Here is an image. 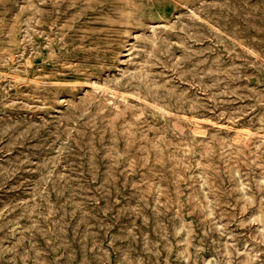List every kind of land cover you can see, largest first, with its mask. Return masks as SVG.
Instances as JSON below:
<instances>
[{
  "label": "rangeland",
  "instance_id": "374dc122",
  "mask_svg": "<svg viewBox=\"0 0 264 264\" xmlns=\"http://www.w3.org/2000/svg\"><path fill=\"white\" fill-rule=\"evenodd\" d=\"M0 264H264V0H0Z\"/></svg>",
  "mask_w": 264,
  "mask_h": 264
},
{
  "label": "bare ground",
  "instance_id": "6f19581e",
  "mask_svg": "<svg viewBox=\"0 0 264 264\" xmlns=\"http://www.w3.org/2000/svg\"><path fill=\"white\" fill-rule=\"evenodd\" d=\"M155 40V39H154ZM133 41V40H132ZM126 51V50H125ZM136 51V50H135ZM126 65V64H125ZM143 66V65H142ZM155 68V67H154ZM149 77V76H148ZM90 86V85H89ZM108 89V88H107ZM125 90V89H124ZM108 91V90H107ZM111 93V92H110ZM111 95V94H110ZM112 95H114L113 94V92H112ZM130 95V94H129ZM121 97V96H120ZM134 99V98H133ZM73 100V99H72ZM147 102V101H146ZM119 108V107H118ZM115 109V108H114ZM139 111V110H138ZM136 114V113H135ZM136 116V115H135ZM190 120H192V119H190ZM208 122V121H207ZM221 131V130H220ZM228 132V131H227ZM243 132H244V130H243ZM215 133V132H214ZM260 134H262V133H260ZM225 137V136H224ZM263 137V136H262ZM245 138V137H244ZM219 139V138H218ZM251 139V138H250ZM163 236V235H162Z\"/></svg>",
  "mask_w": 264,
  "mask_h": 264
}]
</instances>
